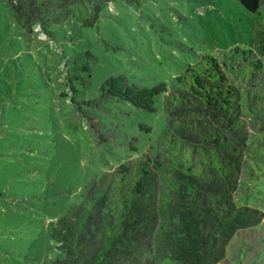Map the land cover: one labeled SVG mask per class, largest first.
<instances>
[{"label":"rangeland","instance_id":"1","mask_svg":"<svg viewBox=\"0 0 264 264\" xmlns=\"http://www.w3.org/2000/svg\"><path fill=\"white\" fill-rule=\"evenodd\" d=\"M86 18L83 8L75 9L51 41L38 35L44 41L38 47L25 40L7 0H0V264H42L55 257L49 222L77 200L94 173L156 148L167 126L163 95L155 112L117 101L84 105L79 112L70 93L61 95L67 89L58 48L75 58L69 64L81 75L88 74L80 66H90L87 82L75 80L78 100L95 98L111 74L153 86L170 82L200 54H214L237 76L244 114L264 122L258 24L237 0H112L96 24H84ZM257 58L262 67L249 85L247 69ZM140 123L152 130H141ZM250 130L249 187L237 201L264 208V128ZM220 264H264V225L239 232Z\"/></svg>","mask_w":264,"mask_h":264},{"label":"trees","instance_id":"2","mask_svg":"<svg viewBox=\"0 0 264 264\" xmlns=\"http://www.w3.org/2000/svg\"><path fill=\"white\" fill-rule=\"evenodd\" d=\"M111 1L7 0V4L25 40L39 47L44 41L38 35L51 41L55 27L75 16V9L83 8L84 24L94 25ZM237 1L257 22L264 52V0ZM57 51L65 58L60 78L67 91L61 95L70 93L79 112L84 105L97 107L106 101L155 112L156 99L163 95L167 126L156 148L94 173L77 200L49 222L58 253L42 264H159L165 258L170 264H220L239 232L264 225V208L237 201L244 186L249 187V158H254L250 138L255 135L250 128L261 130L264 122L244 114L242 86L229 72L226 59L200 54L170 82L153 86L130 81L122 72L111 74L95 98L78 100L75 80L87 82L90 66H80L88 74L81 75L75 71L79 66H70L75 58L68 57L66 48ZM261 67L260 58L250 62L249 85ZM139 126L152 130L145 123ZM100 140L106 139L100 135ZM130 147L136 150L133 144Z\"/></svg>","mask_w":264,"mask_h":264}]
</instances>
